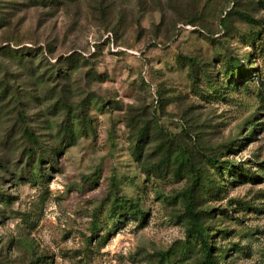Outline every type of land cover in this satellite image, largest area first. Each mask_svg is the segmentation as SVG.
<instances>
[{
    "label": "rangeland",
    "instance_id": "obj_1",
    "mask_svg": "<svg viewBox=\"0 0 264 264\" xmlns=\"http://www.w3.org/2000/svg\"><path fill=\"white\" fill-rule=\"evenodd\" d=\"M188 189L264 264V0H0V264H196Z\"/></svg>",
    "mask_w": 264,
    "mask_h": 264
},
{
    "label": "trees",
    "instance_id": "obj_2",
    "mask_svg": "<svg viewBox=\"0 0 264 264\" xmlns=\"http://www.w3.org/2000/svg\"><path fill=\"white\" fill-rule=\"evenodd\" d=\"M246 20L251 21L246 15H242ZM25 137L34 145L37 146V139L34 134L24 131ZM33 154L32 150L28 152L27 156ZM42 158L36 160V163L39 164ZM212 167L218 170L222 165L214 164V159L209 161ZM241 170V168H240ZM205 186V185H204ZM209 189V188H208ZM3 195V194H2ZM2 199H6L2 196ZM185 213L188 220L187 233L192 236L199 245V248L202 251V257L198 260L196 264H222L221 263V254L218 256L216 253V248L213 246V240L211 239V234L209 233L206 226H204L201 219L200 212H197L195 209V197L192 194L191 189L185 191ZM215 234V233H214ZM218 257H217V256Z\"/></svg>",
    "mask_w": 264,
    "mask_h": 264
}]
</instances>
